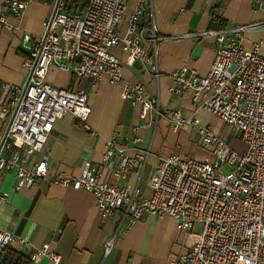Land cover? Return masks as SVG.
I'll list each match as a JSON object with an SVG mask.
<instances>
[{
  "label": "built area",
  "instance_id": "2783aa9c",
  "mask_svg": "<svg viewBox=\"0 0 264 264\" xmlns=\"http://www.w3.org/2000/svg\"><path fill=\"white\" fill-rule=\"evenodd\" d=\"M31 1L0 0V30L15 28L9 16L20 18ZM73 1L51 0L43 32L28 46L25 82L7 86L9 102L0 107V177L13 170L15 190L45 182L89 191L102 220L119 215L130 226L149 214L167 215L183 232L199 223L201 233L194 247L166 264H264V17L256 23L192 33L214 38V58L208 72L199 76L183 66L170 73L169 91H191L200 107L236 130L244 150H233L225 139L186 118L180 110L163 109L174 128L190 124L203 143L213 144L214 159L200 161L175 153L161 158L147 180L149 195L137 199V188L101 180L88 163L79 175H67L51 173L45 159L33 165L25 161L27 155L42 151L55 121L64 112L82 122L90 112L83 90L47 81L51 67L77 77L106 74L111 82H120L122 61L111 52L120 44L126 64L145 61L153 77L159 76L156 44L162 37L153 18L150 26L141 25L149 0L133 2L122 34L119 29L128 0H88L81 11ZM210 1H216L222 11L228 0ZM250 1L264 14V0ZM252 30L262 31L263 37L244 48L241 34ZM123 84V95L139 105L138 116L143 121L132 130L155 124L160 114L158 97H148L140 83ZM147 116H151L149 120ZM113 146V141H106L104 162L113 155ZM146 154L130 157L119 150L113 175L125 178L132 167L143 166ZM224 163L234 165V169L222 173ZM4 200V195L0 196V201ZM12 238L0 229V252ZM113 238L104 242V255L111 250ZM35 255L60 263L59 254L47 243L36 249Z\"/></svg>",
  "mask_w": 264,
  "mask_h": 264
},
{
  "label": "crops",
  "instance_id": "0c3cea01",
  "mask_svg": "<svg viewBox=\"0 0 264 264\" xmlns=\"http://www.w3.org/2000/svg\"><path fill=\"white\" fill-rule=\"evenodd\" d=\"M134 1H127L121 28L125 27ZM50 5L51 0H33L20 18L9 16L15 28L0 30V107L9 102L7 86L21 85L26 80L24 59L28 46L42 34ZM214 17L220 23L214 22ZM263 17V12L250 0H228L222 11L216 1L210 0H149L141 25L150 26L153 18L156 32L162 37L156 44L159 76L153 77L145 61L126 64L120 44L112 47L111 52L122 61L123 81L111 82L106 74L77 77L51 67L47 81L57 87L83 90L90 112L84 122L64 112L55 121L42 151L27 155L26 164L45 159L51 173L79 175L88 163L101 180L137 188L136 198L140 199L149 195L147 180L161 158L175 153L200 161L211 159L212 155L205 153L213 148L202 142L196 129L190 124L174 128L170 115L162 114L163 109L180 110L183 116L209 127L228 144L231 132L238 137L237 132L200 107L191 91L170 92V73L183 66L199 76L208 72L214 58V38L192 33L256 23ZM26 35L28 40L24 39ZM241 37L243 47L250 48L253 42L261 40L263 33L252 30ZM123 82L140 83L148 97H158L160 114L155 124L132 130L143 121L138 116L139 105L123 95ZM1 125L0 118V130ZM108 140L114 143V153L104 162L102 154ZM119 150L130 157L147 152L143 166H134L125 178H116L113 171ZM14 182L13 170L2 173L0 196L4 195L5 200L0 201V229L13 236L7 247L25 255L29 264H52L47 257L35 255V250L46 243L59 254V264H166L192 249L200 237L199 223L183 232L175 227L171 217L149 214L128 226L119 215L100 219L95 197L89 191L45 182L15 190ZM112 236V248L104 255L103 244Z\"/></svg>",
  "mask_w": 264,
  "mask_h": 264
},
{
  "label": "trees",
  "instance_id": "16d2710c",
  "mask_svg": "<svg viewBox=\"0 0 264 264\" xmlns=\"http://www.w3.org/2000/svg\"><path fill=\"white\" fill-rule=\"evenodd\" d=\"M88 0H74L76 8L80 11L86 5ZM214 22L220 23L219 19L214 17ZM30 260L20 252H17L9 247H4L0 252V264H29Z\"/></svg>",
  "mask_w": 264,
  "mask_h": 264
},
{
  "label": "rangeland",
  "instance_id": "374dc122",
  "mask_svg": "<svg viewBox=\"0 0 264 264\" xmlns=\"http://www.w3.org/2000/svg\"><path fill=\"white\" fill-rule=\"evenodd\" d=\"M124 29H125V27L119 29V31H120L121 34L123 33ZM229 141H230V142H229L230 147H231L232 149H234L235 151H240V150H242V149L244 148V144H243V142H242L237 136H235V132H234V133L231 132V136H229ZM210 146H211V148H213V144H210ZM198 148L201 149V150L203 149V148H200V146H198ZM203 151H206V149H205V150L203 149ZM205 154H206V155H207V154H208V155H209V154L212 155V156H211V159H209L210 161H211L212 159H214L213 151L208 150V151H206ZM220 169H221V172H222V173H226V172H228V171H230V170H233V169H234V165L224 163V164L221 166Z\"/></svg>",
  "mask_w": 264,
  "mask_h": 264
}]
</instances>
